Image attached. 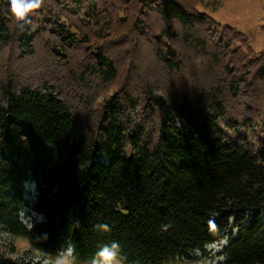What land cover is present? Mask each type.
Segmentation results:
<instances>
[{"label": "trees", "instance_id": "16d2710c", "mask_svg": "<svg viewBox=\"0 0 264 264\" xmlns=\"http://www.w3.org/2000/svg\"><path fill=\"white\" fill-rule=\"evenodd\" d=\"M205 1L43 0L21 30L0 0L1 233L75 264L112 242L119 264H168L227 237L223 264H264V48Z\"/></svg>", "mask_w": 264, "mask_h": 264}, {"label": "rangeland", "instance_id": "374dc122", "mask_svg": "<svg viewBox=\"0 0 264 264\" xmlns=\"http://www.w3.org/2000/svg\"><path fill=\"white\" fill-rule=\"evenodd\" d=\"M205 2L207 4L203 10L222 25L230 26L245 34L255 52H260L264 48L261 34L264 0H206ZM25 191L28 207L22 209L20 218L25 227L31 228L42 222L44 218L34 210L37 191L35 185L25 183ZM232 232L235 236L236 231ZM227 244L228 238L225 237L219 243L207 246L204 253L195 252L168 264H223L225 259L221 256V251ZM0 251L5 258L12 261L24 260L32 264L37 262L40 264H75L71 259V250L59 255L46 256L34 250L25 239L9 238L1 232Z\"/></svg>", "mask_w": 264, "mask_h": 264}, {"label": "clouds", "instance_id": "9594fccd", "mask_svg": "<svg viewBox=\"0 0 264 264\" xmlns=\"http://www.w3.org/2000/svg\"><path fill=\"white\" fill-rule=\"evenodd\" d=\"M42 3L43 0H9V11L21 30L32 23L31 16ZM98 227L108 230L107 225ZM119 248L117 242L103 245L93 257L92 264H119Z\"/></svg>", "mask_w": 264, "mask_h": 264}]
</instances>
